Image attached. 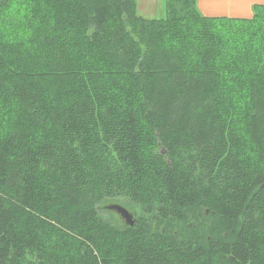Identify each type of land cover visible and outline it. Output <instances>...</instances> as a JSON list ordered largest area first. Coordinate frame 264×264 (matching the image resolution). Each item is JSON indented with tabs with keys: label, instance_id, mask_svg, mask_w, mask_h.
<instances>
[{
	"label": "trees",
	"instance_id": "trees-1",
	"mask_svg": "<svg viewBox=\"0 0 264 264\" xmlns=\"http://www.w3.org/2000/svg\"><path fill=\"white\" fill-rule=\"evenodd\" d=\"M196 2L0 0V264H264V4Z\"/></svg>",
	"mask_w": 264,
	"mask_h": 264
},
{
	"label": "crops",
	"instance_id": "crops-1",
	"mask_svg": "<svg viewBox=\"0 0 264 264\" xmlns=\"http://www.w3.org/2000/svg\"><path fill=\"white\" fill-rule=\"evenodd\" d=\"M263 4L264 0H197L196 7L205 17L250 19L253 6Z\"/></svg>",
	"mask_w": 264,
	"mask_h": 264
},
{
	"label": "rangeland",
	"instance_id": "rangeland-1",
	"mask_svg": "<svg viewBox=\"0 0 264 264\" xmlns=\"http://www.w3.org/2000/svg\"><path fill=\"white\" fill-rule=\"evenodd\" d=\"M137 2V10L136 13L138 16L145 19H160L165 16V6L164 0H136ZM114 204H119L124 206L130 213L134 214L136 217L139 216L141 211L139 207L134 206L132 203L128 201H118ZM116 216V215H115ZM114 217V215H111ZM119 218L118 216H116ZM119 220L124 224L123 220L119 218Z\"/></svg>",
	"mask_w": 264,
	"mask_h": 264
},
{
	"label": "water",
	"instance_id": "water-1",
	"mask_svg": "<svg viewBox=\"0 0 264 264\" xmlns=\"http://www.w3.org/2000/svg\"><path fill=\"white\" fill-rule=\"evenodd\" d=\"M104 208L118 214L121 217V219L124 221L125 225H128V226L134 225V223H135L134 222V216L125 207H123L119 204H111V205H108Z\"/></svg>",
	"mask_w": 264,
	"mask_h": 264
}]
</instances>
